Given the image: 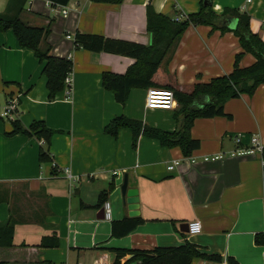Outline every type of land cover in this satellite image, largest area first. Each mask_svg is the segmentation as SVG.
Returning <instances> with one entry per match:
<instances>
[{
    "label": "crops",
    "instance_id": "obj_1",
    "mask_svg": "<svg viewBox=\"0 0 264 264\" xmlns=\"http://www.w3.org/2000/svg\"><path fill=\"white\" fill-rule=\"evenodd\" d=\"M8 1L0 0V13ZM46 2L28 0L20 19L31 27H49L40 47L49 46L54 57L71 59V92L66 95L64 89L48 101L42 64L31 50L18 46L11 30L0 32V114L10 99L18 98L14 119L25 128L42 122L52 131L49 145L34 136L9 137L11 120L0 117V223L10 220L14 225L12 246L0 248V264H114L116 249L151 250L186 242L226 264L228 258L238 264H264V246L255 244V236L264 234V155L236 154L251 148L252 136L264 146V85L251 97L224 103L231 119L194 121L190 134L200 146L191 163L178 148L163 147L143 132L135 140L129 129L119 130L115 138L104 134L116 117L139 122L142 129L172 133L178 128L177 104L172 111L147 109L144 89H132L124 104L117 103L103 89L101 74H124L134 60L85 51L73 42L79 32L147 46L148 4L157 14L183 21L200 10V0H124L120 5L69 0L66 6ZM210 2L218 16L224 10L249 16L250 31L264 43V0ZM236 24L234 18L226 20L231 30ZM240 52L232 32L190 26L152 82L155 88L190 92L196 83L230 74ZM254 61L244 54L239 66ZM237 136L240 145L234 143ZM40 149L47 150L50 162H38ZM173 161L179 164L168 171ZM65 169L72 179L64 175ZM125 175L128 188L138 191L137 217L143 223L114 238L111 223L128 218L120 190ZM110 185L108 221L101 213L100 195ZM193 221L200 222L201 231L191 235L187 227ZM206 260L196 258L191 264Z\"/></svg>",
    "mask_w": 264,
    "mask_h": 264
},
{
    "label": "trees",
    "instance_id": "obj_2",
    "mask_svg": "<svg viewBox=\"0 0 264 264\" xmlns=\"http://www.w3.org/2000/svg\"><path fill=\"white\" fill-rule=\"evenodd\" d=\"M28 0H9L4 12L0 13V32L11 30L18 46L21 49L31 50L42 64V75L46 79V91L48 101L64 89L65 80L72 74L73 63L69 58H58L50 54V47L41 48L44 38L50 33L49 27H31L23 23L20 15ZM52 6H66L69 0H46ZM94 4L120 5L124 0H89ZM205 0H200V10L197 13L186 16L185 20L176 22L172 18L157 14L151 4L146 6V31L150 35V45H142L135 42L105 38L100 35H90L77 32L73 42L76 48L92 53H108L124 56L134 60V63L124 74L103 72L101 83L104 90L113 94L119 104H124L132 89L155 88L152 77L170 53L174 50L182 35L190 26H210L212 30L221 33L232 32L237 38L241 52L234 58L233 69L230 74L215 77L206 83H196L190 92L183 93L173 91L177 103L174 112L178 128L172 132H162L154 129L143 128L136 121L124 117H116L104 128V134L116 137L121 129H129L133 133L134 140L140 132L156 139L168 149L178 148L184 158L192 157L200 143L191 138V128L196 119H211L231 116L224 112V103L230 99H239L246 95L251 97L258 87L264 85V43L249 29V16L235 10H224L220 16L216 15L212 6H204ZM211 1V0H206ZM234 18L237 22L234 29H229L226 20ZM244 54H250L255 61L248 67H240L239 63ZM11 131L7 136L25 135L43 139L49 145L52 131L47 129L42 122H33L25 128L18 119L10 121ZM264 155V152H263ZM38 162H50L47 150L40 149ZM112 185L100 195V205L105 203L106 196ZM143 220L124 218L111 223V235L114 238H123L130 234ZM13 223L8 220L0 223V248L12 246ZM46 240L42 241L45 246ZM54 244H56L54 242ZM255 244L264 246V234L255 236ZM115 253L114 264H120V260L129 255L130 258L124 264H191L196 258L208 261L220 262L219 256H206L196 246L186 242L177 247H155L151 250H113ZM228 264H238L232 258H228Z\"/></svg>",
    "mask_w": 264,
    "mask_h": 264
},
{
    "label": "built area",
    "instance_id": "obj_3",
    "mask_svg": "<svg viewBox=\"0 0 264 264\" xmlns=\"http://www.w3.org/2000/svg\"><path fill=\"white\" fill-rule=\"evenodd\" d=\"M249 0H247L248 2ZM47 6H52L49 2H46ZM61 14L63 17H66L67 10L66 8H63L61 11ZM174 21L179 22L178 17L173 18ZM67 38H71L70 36H67ZM65 85L70 86V88L65 89L66 95H69L71 92V80L70 77H67L65 80ZM176 101L173 94V91L170 89H159V88H149L146 92V98H145V107L147 109H155V110H164V111H172L176 108ZM17 105H18V98H12L8 101L7 105L3 109V111L0 114V117L6 120H14L15 115L17 114ZM234 143L236 145L241 144V138L240 136H237L234 138ZM250 145L251 148L248 150H238L236 154H244V153H257L263 156L264 152V146L261 142V140L257 136H252L250 139ZM216 157H204L203 160H214ZM218 158V157H217ZM191 163H194L195 160L192 157L187 158ZM179 164L177 161H173L168 167V171H173L174 168ZM262 167H264V158H262ZM64 175L68 179H72V175L68 170H64ZM103 216L105 220L110 221L112 219L111 214V206L109 202H105L103 204ZM188 234L194 235L198 234L201 231V224L199 221H193L188 224L187 227ZM202 264H226V262H216V261H204Z\"/></svg>",
    "mask_w": 264,
    "mask_h": 264
},
{
    "label": "water",
    "instance_id": "obj_4",
    "mask_svg": "<svg viewBox=\"0 0 264 264\" xmlns=\"http://www.w3.org/2000/svg\"><path fill=\"white\" fill-rule=\"evenodd\" d=\"M204 6H211L210 1H204ZM121 195L124 200V203L126 204L127 210H128V217L134 218L138 216V191L134 188L129 189L128 188V179L125 175L123 178V183L121 185ZM101 213H103V210H101Z\"/></svg>",
    "mask_w": 264,
    "mask_h": 264
}]
</instances>
